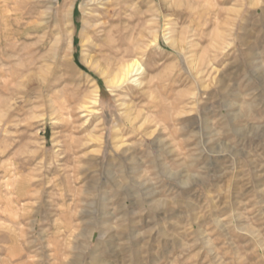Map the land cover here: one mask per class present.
<instances>
[{"label": "rangeland", "instance_id": "rangeland-1", "mask_svg": "<svg viewBox=\"0 0 264 264\" xmlns=\"http://www.w3.org/2000/svg\"><path fill=\"white\" fill-rule=\"evenodd\" d=\"M106 2L0 0V264H264V0Z\"/></svg>", "mask_w": 264, "mask_h": 264}, {"label": "bare ground", "instance_id": "bare-ground-1", "mask_svg": "<svg viewBox=\"0 0 264 264\" xmlns=\"http://www.w3.org/2000/svg\"><path fill=\"white\" fill-rule=\"evenodd\" d=\"M57 1V0H56ZM100 2L101 4L104 2V1H107L104 5H106V8L104 10H101V13H102V17L103 19L107 20V22H104V25H102L105 30H107L106 33H108L110 27H107V24L110 23V25L113 24V22L115 21V16L112 14L113 11H112V6H113V0H90V2ZM115 12V11H114ZM111 29V28H110ZM119 50V49H118ZM140 64L137 60H134L132 62H128V64H124V66L122 67V69L120 68V76L123 78V79H126V78H129L130 76L133 75L134 72H137L138 71V68H139ZM141 69V68H140ZM139 69V70H140ZM140 72V71H139ZM138 72V73H139ZM136 75V74H135ZM119 79V78H118ZM121 79V78H120ZM122 80V79H121Z\"/></svg>", "mask_w": 264, "mask_h": 264}]
</instances>
